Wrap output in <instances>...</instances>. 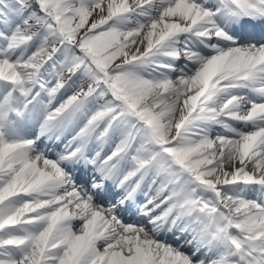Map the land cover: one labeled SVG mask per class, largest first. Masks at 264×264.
Here are the masks:
<instances>
[{
  "label": "snow or ice",
  "instance_id": "6c2138e0",
  "mask_svg": "<svg viewBox=\"0 0 264 264\" xmlns=\"http://www.w3.org/2000/svg\"><path fill=\"white\" fill-rule=\"evenodd\" d=\"M0 264H264V0H0Z\"/></svg>",
  "mask_w": 264,
  "mask_h": 264
}]
</instances>
